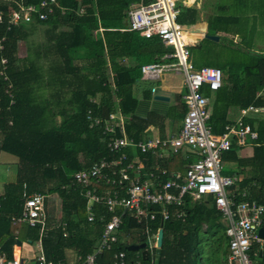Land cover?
Masks as SVG:
<instances>
[{"label": "trees", "instance_id": "16d2710c", "mask_svg": "<svg viewBox=\"0 0 264 264\" xmlns=\"http://www.w3.org/2000/svg\"><path fill=\"white\" fill-rule=\"evenodd\" d=\"M22 1L39 3V0ZM140 1L58 0L59 6L47 19L8 27L9 9L16 7V0H0L4 17L0 21V37H5L0 50V154L7 152L18 158L16 180L0 194V255L4 254L6 260L14 258L18 240L33 244L41 239L47 259L56 264H69L68 250L85 257L97 249L104 224L112 213L104 203L95 202L92 209L95 219L88 220L87 198L83 194L86 188L76 182L77 171L123 152L129 155V160L136 154L145 157V171L154 170L157 163L169 170H184L197 159L188 152L186 158L180 153L161 159L130 147L116 152L108 146L109 135L103 130L111 112H121L126 117V132L136 140L148 135L150 125L158 126L161 137H166L168 118L182 120L187 113L183 94H178L177 105L168 109L161 101H155L158 104L149 108L150 89H144V101L135 94V86L142 80V65L164 61L163 56L173 50L158 38L121 30L127 27L130 5ZM259 4L255 14L230 15L221 8L209 17L207 27L208 33L219 34L220 40L203 38L190 47L196 68L217 67L223 73L218 90L204 89L207 95L216 94L210 123L218 134L225 131L228 123H235L227 118L230 106L264 107V48H257L258 44H264L260 38L264 33V0H259ZM179 5V22H199L196 9L184 6L181 1ZM230 23L233 26L229 28ZM235 28L239 29L236 33ZM40 31L45 38L33 39L30 44L31 34ZM21 41L30 44L24 57L19 56ZM231 46L249 58L242 63L219 60V52L230 50ZM96 118L101 122L96 123ZM243 122L258 133L257 139L247 140L253 141V155L239 157L237 150L241 146L233 138L232 148L224 153L223 160L236 162L238 173L231 169L225 173L239 179L234 194L237 204L246 200L264 203V114L245 116ZM116 135H122L120 129ZM106 188L110 189V185L103 182L89 186L99 196L105 194ZM34 193L48 195L47 228L43 232L40 224L31 226L18 219L25 199ZM53 194L61 199L59 218L50 208ZM180 207L186 213L185 219L171 216L162 221L159 212L151 222L153 233L163 226L164 242L154 248L148 259L142 258L140 250L127 247L130 242L139 243L147 238L143 224L126 214L119 228V241L98 253L95 264H114V254L121 250L126 253L127 264L137 260L141 264H197L203 258L198 251L202 241L210 248L207 264H215L219 254L230 253L228 224L212 195L195 199L186 193ZM155 210L160 209L156 206Z\"/></svg>", "mask_w": 264, "mask_h": 264}, {"label": "built area", "instance_id": "2783aa9c", "mask_svg": "<svg viewBox=\"0 0 264 264\" xmlns=\"http://www.w3.org/2000/svg\"><path fill=\"white\" fill-rule=\"evenodd\" d=\"M180 1L183 0H141L132 3L127 11V27L121 29L137 31L147 38H158L165 46L173 49L163 56L164 61L143 64L141 72L142 79L153 82L161 81L168 72L183 75L185 91L182 98L187 106V113L179 131L169 137L147 135L136 140L127 134L126 117L121 112L110 113L104 122L103 131L109 135L108 146L111 151L118 152L130 147L142 154L152 153L161 159L180 153L186 158L188 152L195 154L197 159L190 162L184 170H169L157 163L154 170L145 171V157L136 154L129 160V155L123 152L116 158H103L90 168L77 171L74 175L76 182L86 188L83 194L87 198L88 220L95 219L96 215L92 210L95 202L104 203L112 215L104 224L97 249L85 257L78 255L75 264H95L98 253L117 243L119 228L126 214L143 224V232L147 238L143 242H146L149 254H153L157 247V232H152L151 222L159 212L162 221L171 216L185 219L186 213L180 206L184 204L186 193L195 199L203 195L215 198L216 207L228 224L226 233L229 236V264H256L252 255L254 246L258 244L260 249L264 247V237L260 234V229L264 227V203L252 199L236 203L234 194L239 179L225 173L223 160L224 153L232 148L233 138H237L240 146L246 145L248 139L258 138L257 131L250 124H245L243 119L248 113H263L264 107L250 105L242 108L241 116L234 124L226 125L223 133L214 132L210 123V99L204 89L218 90L222 86L223 73L217 67H195L190 50L192 41L186 38L189 31L186 24L178 21ZM58 6V0H39L38 4H25L22 0H16V7L9 9L8 27L24 21L47 19ZM3 18V12H0V21ZM4 39L5 37H0V50L4 47ZM2 62L5 63L6 59H2ZM1 73L3 74V70ZM151 92L158 93L157 84L151 87ZM95 122L100 123L101 119L96 118ZM118 129L121 136L116 135ZM94 182L107 183L110 189L106 188L105 194L99 196L89 189ZM47 196L42 193L29 195L18 219L31 226L40 224L43 232L47 228ZM156 206L160 209L158 212L155 210ZM63 230L66 234L65 224ZM125 256L123 250L116 252L114 264H127ZM0 264L27 262L20 257L6 260L5 255L1 254ZM35 264H56L47 259L41 239L38 241ZM133 264L141 263L137 260Z\"/></svg>", "mask_w": 264, "mask_h": 264}, {"label": "crops", "instance_id": "0c3cea01", "mask_svg": "<svg viewBox=\"0 0 264 264\" xmlns=\"http://www.w3.org/2000/svg\"><path fill=\"white\" fill-rule=\"evenodd\" d=\"M184 6L196 9L197 11V19L198 23L201 26H206L208 27V21L209 17L215 13H218L221 8H224L228 14H238L241 15L246 13V14H255L258 13V5L259 0H183L181 1ZM231 20V17H230ZM236 25V24H235ZM233 24H229V28L232 27ZM236 30L239 31V29L235 28L233 32L236 33ZM231 34V29L229 30ZM195 33L194 35L196 38L194 39V42H192V45H195L200 42V40L203 39V33L201 31L198 32H192ZM242 34V33H241ZM157 84L158 85V93L157 94H162L167 97H169V100H157L154 99V95L151 92L152 95V100L149 103V108L151 109L155 104L157 105L155 101H161L166 103V109L177 105L178 100H177V95L178 94H183L185 91V86H184V80H183V75L181 74H176L173 72H168L166 73L161 81L158 82H153L149 80H144L142 79L139 83L136 84L135 86V94L137 98L141 101H144V95L143 91L144 89H150L151 87ZM208 97L210 99V111L211 114L214 110V101L216 98L215 92H211L210 94L208 93ZM241 107H236V106H230L227 110V118L230 121L236 122L237 119L241 116ZM257 113H248L246 116H256ZM264 114V112H263ZM231 124V123H228ZM227 124V125H228ZM182 125L181 120H173L171 118H168L166 121V126H165V136L169 137L175 133H177ZM148 135H157L161 136V130L158 126L155 125H150L148 127ZM253 141L247 143L244 146H241L238 150V156L239 157H251L253 155ZM3 157V152L0 154V175L2 178L0 179V194H3L5 191V186L13 181L16 180V173H17V167L16 169H12V167L7 168L8 162L7 160H2ZM13 163V161H11ZM229 163V169L228 170H234L236 173L237 172V166L236 162L230 160L229 161H224ZM14 163H18V160H16ZM13 166V165H12ZM227 166H225L226 169ZM249 165H247V169L250 170ZM227 171V170H226ZM241 178H243L244 174H239ZM61 216V215H60ZM139 243H133V244H140ZM18 244L14 246V257H20L24 260H26L27 264H34L35 262V256L37 254L38 250V242L36 243H30V242H22L21 245L16 248ZM130 245V244H129ZM141 251V250H140ZM260 251V250H259ZM229 255V254H228ZM227 255V259H228ZM259 255V252H258ZM260 257V256H259ZM67 258L69 261V264H75L77 261V254L71 250L67 251ZM228 264L229 261L227 260ZM256 264H260L256 259H255Z\"/></svg>", "mask_w": 264, "mask_h": 264}, {"label": "rangeland", "instance_id": "374dc122", "mask_svg": "<svg viewBox=\"0 0 264 264\" xmlns=\"http://www.w3.org/2000/svg\"><path fill=\"white\" fill-rule=\"evenodd\" d=\"M206 3V0H205ZM32 36L29 38V43L32 41H34L33 39H35L36 41H41L45 38L43 31L41 32H35L33 34H31ZM262 39V41H264V33L261 35L260 37ZM27 43V41H21L19 44V56L20 57H24L28 54V46L31 44ZM227 47V46H226ZM230 50H225L223 49L222 51L219 52L218 58L219 60H223V61H229V60H234V61H238L239 62H244L246 61L249 57H246L244 54L242 53H238L235 51V46H231L229 47ZM257 48H264V44L260 43L258 44ZM239 51V50H238ZM211 92H209L210 94ZM183 120V119H182ZM181 120V122H182ZM249 140V139H248ZM2 160H7V168L12 167L13 171L14 169H16L17 165L16 163H14L16 160H18V158L15 155H12L10 153L7 152H3V157ZM13 161V163L11 162ZM13 165V166H12ZM224 165L227 166L225 170L228 171L229 169V163L228 162H224ZM2 178V176L0 175V179ZM51 210L53 211L54 215L56 218H59L61 215V199L57 194H53V197L51 199V205H50ZM224 219V218H223ZM206 226H204L203 229H205ZM204 237V234L201 235V237ZM19 245L16 246V248H18ZM260 245L256 244L254 246V249L252 251V255L254 256V258L260 263V264H264V259H262L261 257H259V255L257 254V251H259L260 249ZM209 247L206 245V242L202 241V243L199 245L198 247V251L201 252V256H203L202 259H200V261L197 262V264H207L206 263V259L208 257L209 252ZM141 253V251H140ZM157 260V259H156ZM216 260L217 262L215 264H222L223 261H225V264H228L227 262V255L226 254H219L218 256H216ZM157 263V262H156Z\"/></svg>", "mask_w": 264, "mask_h": 264}, {"label": "water", "instance_id": "95a60500", "mask_svg": "<svg viewBox=\"0 0 264 264\" xmlns=\"http://www.w3.org/2000/svg\"><path fill=\"white\" fill-rule=\"evenodd\" d=\"M186 29L189 32H198L201 31L203 33V38H209L215 41L220 40V35L219 34H210L207 31L206 26H201L199 23H192V24H186ZM154 99L157 100H169V97L162 95V94H155ZM260 234L264 237V227L260 229ZM164 242V228L161 226L158 229L157 232V247H161ZM18 245H21V241H17ZM129 250H141V256L143 259H148L149 257V252L146 249V242H142L140 244H130L127 246ZM259 256L264 259V247L260 249L259 251Z\"/></svg>", "mask_w": 264, "mask_h": 264}, {"label": "bare ground", "instance_id": "6f19581e", "mask_svg": "<svg viewBox=\"0 0 264 264\" xmlns=\"http://www.w3.org/2000/svg\"><path fill=\"white\" fill-rule=\"evenodd\" d=\"M195 33L189 32L186 34V38L192 42H194V39L196 38V36L194 35Z\"/></svg>", "mask_w": 264, "mask_h": 264}]
</instances>
